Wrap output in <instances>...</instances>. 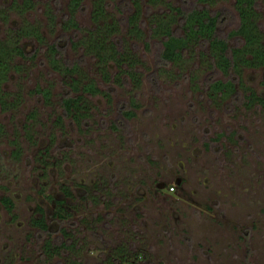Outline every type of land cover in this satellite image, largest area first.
Listing matches in <instances>:
<instances>
[{"label": "rangeland", "instance_id": "rangeland-1", "mask_svg": "<svg viewBox=\"0 0 264 264\" xmlns=\"http://www.w3.org/2000/svg\"><path fill=\"white\" fill-rule=\"evenodd\" d=\"M23 1L0 0V39L24 50L12 53L0 77V197L12 200L11 210L0 202V264H105L119 246L130 264H264V100L247 97L264 98L262 66L236 59V68L221 69L207 41L161 59L163 34L155 28L184 34L174 7L200 8L201 1L140 0L143 34L136 38L127 25L130 0H105L106 19L118 26L109 39L129 46L138 76L109 59L104 80L93 53L75 43L95 25L93 0H80L72 12L70 0ZM256 1L264 44V0ZM209 9L220 12L215 33L241 45L234 0H214ZM70 15L77 26L66 24ZM25 23L41 39H13ZM75 63L80 71L69 72ZM73 77H92L100 90L82 93L89 109L80 121L60 105L80 92ZM226 78L235 92L212 88ZM62 185L70 214L59 218L53 199ZM38 206L46 229L32 223ZM47 238L70 247L47 256Z\"/></svg>", "mask_w": 264, "mask_h": 264}, {"label": "trees", "instance_id": "trees-1", "mask_svg": "<svg viewBox=\"0 0 264 264\" xmlns=\"http://www.w3.org/2000/svg\"><path fill=\"white\" fill-rule=\"evenodd\" d=\"M30 0L23 1L25 6L29 5ZM158 1V0H148ZM204 3L202 7H194L188 10H183L179 6L174 7L178 12L182 14L181 20L182 27L184 29V34L173 33L167 25L164 28L158 30L155 28L154 33L161 32L163 35L161 37L162 48L160 52V57L164 61L175 60L179 58L182 50L185 46L190 44V42L195 41H207L210 46L211 55L215 58V63L221 69H227L230 66L237 64V60H241L244 65H261L263 68L262 81L264 83V44L261 42V35L258 30L257 23L255 21L256 14V0H234L235 7L238 14V25L234 28V32L240 34L243 38L241 45L229 46L226 39L215 33V27L218 24L220 12H213L209 9V6L214 0H197ZM134 7V11L127 16V25L129 33L136 37L141 38L143 30L139 26L138 15L140 11V0H130ZM91 9V19H93L95 25L90 28L87 32V36L77 39L75 43L84 44L86 50L93 53L96 57V64L98 66L99 73L104 80L109 79V70L107 62L112 59L115 66H117L118 71L125 73L132 77H137L138 72L134 67V54L129 49V46L123 45L122 48L115 44V38L109 39L111 33H115L117 29V20L112 18L110 20L106 19L108 13L105 10V0H93ZM70 11L72 12L75 7L80 6V0H70ZM70 12V13H71ZM158 15V14H152ZM165 15V14H163ZM162 17V16H161ZM102 19L99 23L98 21ZM66 24L77 26L73 17L70 15L66 20ZM25 34H31L35 38L41 39V34L37 31V26L29 23H25L16 29L15 33L12 34L13 39L15 36H21ZM15 41V40H14ZM11 39L4 42L0 39V77L6 73V68L10 64V59L12 53H17L19 55H24L22 45L17 44ZM52 51L56 48L55 44L50 43L49 46ZM237 59V60H236ZM109 64V63H108ZM16 66V65H15ZM238 65L235 66V68ZM67 70L78 72L80 71L78 64H72L66 66ZM72 88L73 90L79 89V93H73L70 95H65L61 98L60 105L64 113L71 116L73 120L80 121L82 117H85L88 112V105L84 101V96L82 93H90L100 91L95 84V80L89 77L86 81L81 80L80 77L72 78ZM212 88L214 90H219L224 93L232 94L235 92V85L231 78H226V80L216 79L211 82ZM77 87V88H76ZM44 93H48V90H43ZM256 97L259 101H263L264 98L260 95H253L249 93L247 97ZM2 103H7L11 105L14 100L6 101L2 100ZM125 114H130L129 110H124ZM173 186V184H171ZM70 194V191L64 185L61 186V192L54 199L55 209L53 214L59 218L66 217L70 214L69 204L66 203V196ZM1 202L8 210L12 208V200L9 196L3 195L1 197ZM40 215L32 218V223L39 228L46 229L48 224L44 216L42 208L39 207ZM70 244L66 243L65 240H61L58 243H54L47 238L44 241L43 250L47 256L60 255L63 248H69ZM118 258V264H130V254L124 247H116L113 249L112 253L105 258V264H115L113 262V257ZM68 264H83L80 260H70Z\"/></svg>", "mask_w": 264, "mask_h": 264}, {"label": "water", "instance_id": "water-1", "mask_svg": "<svg viewBox=\"0 0 264 264\" xmlns=\"http://www.w3.org/2000/svg\"><path fill=\"white\" fill-rule=\"evenodd\" d=\"M179 182V178L177 177L176 179H175V183H178ZM163 184L160 182V183H157V186L158 187H161Z\"/></svg>", "mask_w": 264, "mask_h": 264}, {"label": "flooded vegetation", "instance_id": "flooded-vegetation-1", "mask_svg": "<svg viewBox=\"0 0 264 264\" xmlns=\"http://www.w3.org/2000/svg\"><path fill=\"white\" fill-rule=\"evenodd\" d=\"M22 45V44H21ZM23 49V48H22ZM24 51V50H23ZM176 179V178H175ZM157 183H160V182H157ZM157 183H156V185H157ZM159 188V187H158ZM160 190V189H159ZM57 196H58V194H57ZM56 196V197H57ZM2 197V196H1ZM1 197H0V202H1ZM56 197H54V199L56 198ZM11 199V198H10ZM54 199H53V201H54ZM1 204L3 205V203L1 202ZM7 208V207H6ZM8 209V208H7ZM12 209V208H11ZM36 217V216H35Z\"/></svg>", "mask_w": 264, "mask_h": 264}, {"label": "built area", "instance_id": "built-area-1", "mask_svg": "<svg viewBox=\"0 0 264 264\" xmlns=\"http://www.w3.org/2000/svg\"><path fill=\"white\" fill-rule=\"evenodd\" d=\"M170 188H173V186H170Z\"/></svg>", "mask_w": 264, "mask_h": 264}]
</instances>
